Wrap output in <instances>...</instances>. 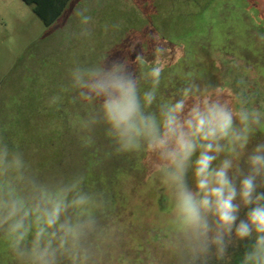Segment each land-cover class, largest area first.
Masks as SVG:
<instances>
[{
	"label": "clouds",
	"instance_id": "9594fccd",
	"mask_svg": "<svg viewBox=\"0 0 264 264\" xmlns=\"http://www.w3.org/2000/svg\"><path fill=\"white\" fill-rule=\"evenodd\" d=\"M89 11L74 12L77 39L92 35ZM149 38L153 59L137 54L131 63L138 72L127 58L108 65L106 56L69 70L72 102L86 109L79 120L84 145L102 128L113 154L144 157L148 179L167 193L161 247L174 264H230L229 249L241 242L239 264H264V139L249 149L264 133V108L254 106L242 77L232 88L187 76L162 97L169 49L158 34ZM61 100L54 95L48 104ZM88 185L83 171L42 177L0 135V244L14 264H103L114 242L112 228L100 222L108 200Z\"/></svg>",
	"mask_w": 264,
	"mask_h": 264
},
{
	"label": "rangeland",
	"instance_id": "374dc122",
	"mask_svg": "<svg viewBox=\"0 0 264 264\" xmlns=\"http://www.w3.org/2000/svg\"><path fill=\"white\" fill-rule=\"evenodd\" d=\"M83 6L90 9L92 35L77 39L74 12ZM153 33L167 41L169 97L187 76L232 88L242 77L254 106L264 108V0H72L49 27L27 8L0 33V135L42 177L83 171L90 188L105 191L108 210L100 222L112 228L114 242L103 264H174L161 247L167 193L148 179L143 156L113 154L102 128L84 145L79 120L86 109L72 102L69 70L106 56L108 65L127 58L138 72L131 62L137 54L153 59ZM54 95L62 100L50 107ZM262 139L258 133L249 149ZM0 264H14L3 244Z\"/></svg>",
	"mask_w": 264,
	"mask_h": 264
},
{
	"label": "trees",
	"instance_id": "16d2710c",
	"mask_svg": "<svg viewBox=\"0 0 264 264\" xmlns=\"http://www.w3.org/2000/svg\"><path fill=\"white\" fill-rule=\"evenodd\" d=\"M26 5L31 7L32 13L42 22V24L46 27L51 26L58 18L62 15L67 5L72 0H21ZM170 80L167 76L164 75L162 84L160 87V94L164 98H168L170 96L169 84ZM144 83V82H143ZM147 84V83H145ZM144 84V85H145ZM149 85H145L144 89H147ZM245 251L244 243L241 244L240 248L236 251V253L230 254L231 262L230 264H239V260ZM213 264H216L213 261ZM223 264V262H220Z\"/></svg>",
	"mask_w": 264,
	"mask_h": 264
},
{
	"label": "crops",
	"instance_id": "0c3cea01",
	"mask_svg": "<svg viewBox=\"0 0 264 264\" xmlns=\"http://www.w3.org/2000/svg\"><path fill=\"white\" fill-rule=\"evenodd\" d=\"M27 8L31 10V7L21 0H0V33L7 31L14 21H19V18L27 13Z\"/></svg>",
	"mask_w": 264,
	"mask_h": 264
}]
</instances>
